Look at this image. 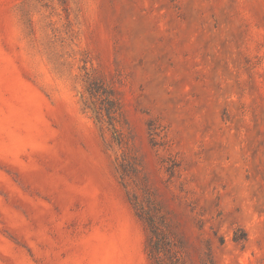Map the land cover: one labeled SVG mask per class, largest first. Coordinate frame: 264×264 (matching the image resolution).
Listing matches in <instances>:
<instances>
[{
	"label": "rangeland",
	"instance_id": "rangeland-1",
	"mask_svg": "<svg viewBox=\"0 0 264 264\" xmlns=\"http://www.w3.org/2000/svg\"><path fill=\"white\" fill-rule=\"evenodd\" d=\"M0 264H264V0H0Z\"/></svg>",
	"mask_w": 264,
	"mask_h": 264
},
{
	"label": "trees",
	"instance_id": "trees-1",
	"mask_svg": "<svg viewBox=\"0 0 264 264\" xmlns=\"http://www.w3.org/2000/svg\"><path fill=\"white\" fill-rule=\"evenodd\" d=\"M146 220H147L148 224L150 225L151 231L153 233H155L154 232V228H156V227L154 225V220L151 217L147 218ZM159 252H160L159 248L157 246H153L152 247V252L150 253L151 258L155 259L156 261H158L157 259H159V256H158Z\"/></svg>",
	"mask_w": 264,
	"mask_h": 264
}]
</instances>
